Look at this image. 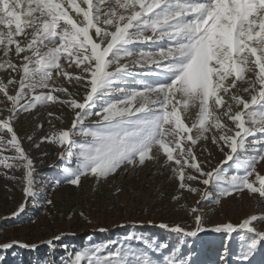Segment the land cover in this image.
<instances>
[{
	"label": "snow or ice",
	"instance_id": "snow-or-ice-1",
	"mask_svg": "<svg viewBox=\"0 0 264 264\" xmlns=\"http://www.w3.org/2000/svg\"><path fill=\"white\" fill-rule=\"evenodd\" d=\"M0 26L7 29L0 31V70L9 72L6 83L0 80V94L10 104L9 115L0 120V153L14 152L0 155V166L23 170L26 199L36 195L37 181L33 161L12 122L19 112L49 102L74 112L69 129L41 138L62 147L61 158L76 156V166L64 170L71 185L79 186L85 176L106 179L125 165L157 160L161 153L164 167L174 162L172 172L179 189L200 194L197 206L189 209L193 230L159 225L178 234L181 244L186 243L185 237L208 230L202 227L199 213L204 203H219L220 198L244 190L264 198V175L256 168L264 161V0H0ZM136 44H150L154 50L130 47ZM12 56L20 63L13 62ZM72 65L80 74L65 70ZM136 67L148 70L137 73ZM59 77L85 87L82 102L67 88L56 86ZM138 77L156 79H142V89L118 86L135 84ZM13 85L15 94H9ZM112 93L118 98L106 100ZM190 108L197 109L191 126L182 118ZM91 116L98 119L94 126H86ZM5 130L10 134L8 140ZM210 132L211 142L224 159L204 171L194 146L207 141ZM76 136L85 142L78 144ZM225 165L229 170L234 167L233 174L225 171ZM5 178L17 179L6 174ZM191 181H199L205 188L191 187ZM23 209L21 204L12 215L18 216ZM262 220L264 217L253 215L238 225L225 223L210 229L226 238L215 264H264V228L255 226ZM237 237L239 250L233 253L230 245ZM60 240L61 236H55L46 242L51 250L47 264H57L54 241ZM134 240L143 246H133ZM121 245L72 250L60 264H197L179 245L168 254L166 243L143 236L129 235ZM12 246L6 243L0 249ZM60 247L69 251L66 245ZM153 253L161 255L157 258Z\"/></svg>",
	"mask_w": 264,
	"mask_h": 264
},
{
	"label": "rangeland",
	"instance_id": "rangeland-1",
	"mask_svg": "<svg viewBox=\"0 0 264 264\" xmlns=\"http://www.w3.org/2000/svg\"><path fill=\"white\" fill-rule=\"evenodd\" d=\"M69 11L75 17V13ZM0 31L7 29L0 26ZM17 39L23 40V37ZM130 47L154 50L150 44H136ZM2 58L3 53L0 51V59ZM12 59L13 62L20 63L15 56H12ZM114 68L115 65L112 66V69ZM65 70L74 75L80 74L75 65L71 68L66 67ZM147 70V67L134 68V72L137 73ZM154 71L158 72L160 69ZM12 75L19 79L17 74ZM8 78L9 72L0 70V80L6 83ZM142 79L156 78L138 77L135 84L123 83L118 86L142 89L143 84L140 82ZM56 86L67 88L73 98L78 102L83 101L86 89L82 85L73 86L63 80V77H59L56 78ZM244 86L246 85H240ZM15 88L16 85L10 86L9 94H15ZM54 94L61 99L68 98L63 93ZM244 97L247 99L248 94L245 93ZM116 98L117 93L105 97L106 100ZM8 107L9 102L0 94V120L9 115L6 110ZM96 110H99V104ZM233 110H236L235 105ZM196 111V108H190L188 113H182V118L189 126L195 119ZM49 113L53 115L49 116ZM73 118L74 112L69 107L49 102L30 111H21L13 120V130L25 153L33 161L34 179L37 181L36 195L28 199L24 197L22 169H5L0 166V245L6 243L13 245L7 250L0 249V264H47L51 258V250L46 242L55 236H61L60 241H54L55 259L57 264H60L62 259L68 258L72 250L90 248L94 245L120 247L121 242L126 241L129 235L166 243L169 246L166 250L168 254H173L171 248L179 245L185 253L191 254V259L196 260L197 264H215L218 256L223 254L226 238L224 234L210 229L225 223L238 225L243 219L253 215L264 217V198L258 194H249L247 190L233 193L229 197L220 198L219 203L206 202L199 207V213L203 217L202 227L208 230L199 232L196 237H185L186 243L181 244L178 234L162 229L159 225L167 224L169 227L179 225L186 231L193 230L194 217L189 214V209L197 206L200 194L179 189V181L174 178L172 172L174 162H169V165L164 167L165 158L161 153L157 160H146L143 165L138 166L125 165L106 179L97 181L95 177L85 176L81 178L79 186L71 185L66 182L64 170L76 166V156L65 155L61 158L63 148L47 140L42 142L41 138L53 131L69 129ZM97 119L96 116H91L85 121V125L94 126ZM3 135L5 140L10 139V134L6 130ZM29 136L32 137L31 140L28 139ZM208 136L207 141H198L194 146V154L204 171H210L224 159V154L211 142V132ZM74 139L78 144L85 142L80 136ZM205 148L207 151H204ZM75 151L77 149H74ZM0 155L12 156L14 152L5 150ZM224 167L229 175L233 174L234 167L233 170H229L227 165ZM256 168L257 172L264 175V161L257 164ZM185 171L191 172L190 169ZM5 174L15 176L17 179H7ZM254 179L255 176L250 177V180ZM57 180L60 183H56ZM188 183L194 188L201 190L205 188L199 181ZM174 196H179V199L173 200ZM48 200L52 201L50 205L46 203ZM21 204L24 205L23 211L18 216H13ZM255 226L258 229L264 228V220ZM100 229L105 231L102 232ZM19 244H35L39 247L34 250L20 247ZM132 244L143 246L142 242L135 240ZM60 245H66L69 251L65 252ZM239 245L237 237L231 243L230 250L233 253L237 252ZM153 255L159 258L161 254ZM259 259L257 256V260Z\"/></svg>",
	"mask_w": 264,
	"mask_h": 264
}]
</instances>
